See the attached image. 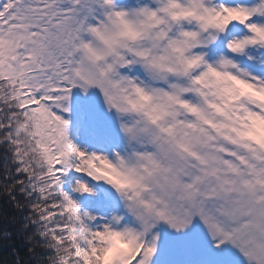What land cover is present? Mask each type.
Segmentation results:
<instances>
[{"label": "snow or ice", "instance_id": "snow-or-ice-1", "mask_svg": "<svg viewBox=\"0 0 264 264\" xmlns=\"http://www.w3.org/2000/svg\"><path fill=\"white\" fill-rule=\"evenodd\" d=\"M0 264H264V0H0Z\"/></svg>", "mask_w": 264, "mask_h": 264}]
</instances>
